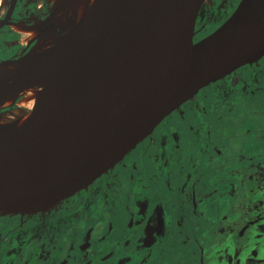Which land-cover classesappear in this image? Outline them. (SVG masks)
<instances>
[{"label": "water", "instance_id": "water-1", "mask_svg": "<svg viewBox=\"0 0 264 264\" xmlns=\"http://www.w3.org/2000/svg\"><path fill=\"white\" fill-rule=\"evenodd\" d=\"M204 2L91 0L49 46L0 61V103L52 93L45 108L0 126V230L62 210L198 91L264 55V0H240L194 41Z\"/></svg>", "mask_w": 264, "mask_h": 264}, {"label": "flooded vegetation", "instance_id": "flooded-vegetation-1", "mask_svg": "<svg viewBox=\"0 0 264 264\" xmlns=\"http://www.w3.org/2000/svg\"><path fill=\"white\" fill-rule=\"evenodd\" d=\"M239 1L206 0L197 14L194 41L206 36L222 24ZM54 16L55 11L52 12L48 0H4L0 9V61L18 58L33 50L40 41H47L50 36L54 38L62 34L66 23L64 19L54 21ZM9 23L11 25L22 23L27 28H33L37 31V36L22 43L25 37L12 30ZM203 23L209 25L204 27ZM215 84H220L222 109L225 112L234 113L233 109L240 111L250 109L249 112L242 113L245 116L264 114V55L239 66L222 79L210 83L201 89L200 93ZM251 89L257 90V98L251 97L249 93ZM196 96L173 118L170 125L191 106L195 113L202 115L205 112L207 106L205 107L201 99ZM170 125L168 124L152 143L123 159L87 192L62 210L18 227L0 230V264H161V259L167 261L163 264H264V126L263 131L259 129L260 127L257 130H250L256 134L257 144L251 142L249 153L241 160L242 169L239 172L230 169L227 176L222 178V190H224L222 199L225 201L222 212L206 224L205 234L208 241L201 243L197 240L191 243L189 234L193 236L194 229L192 231L189 228L188 216L201 218L203 215L198 213L197 204L203 197H211L209 188H207L208 192L204 193L194 187L197 178L204 180L201 179V175L196 176L195 170L198 168L194 169L195 166L191 162L188 168L180 172L176 188L170 186L171 181L165 180L166 177L162 179V189L150 186L151 182H160L152 179L153 168L158 170L168 167L167 162L174 154L177 155L176 163L184 165L182 163L184 157L181 156L179 148L180 130ZM187 129L191 130L193 135H199L198 130H201L195 126H188ZM250 131H244L243 140L247 139ZM203 132L204 130L201 134ZM201 138L205 137L201 136ZM157 147L159 148L156 149ZM137 156L141 162L135 161L136 164L133 160ZM170 166L174 167L173 164ZM114 174H121L123 184L124 174H128L130 181L142 192L138 195V200H135V211L132 210L130 201L128 205L124 204L127 215L121 212L123 222L120 229L123 231V237L114 236L115 240L93 253L92 249L95 245L101 244L100 242L113 235L114 227L102 220L101 224L96 221L94 226L91 225L93 227H87L83 231L81 224L86 216V203L79 201L86 194L90 195L96 190H99L97 196L100 201L105 200L111 192L110 178ZM188 176L193 179L194 182L191 183L193 186L188 184ZM161 190L169 192L173 199L175 198L173 205L168 199L150 201L151 195L163 196ZM241 200H244L245 204H240ZM160 202L166 203L167 220ZM171 217L176 218L177 228H174ZM63 220L64 222L71 220V225L78 224L77 227L80 229L78 232L77 227L70 226L76 233L67 241L66 253H62L61 247L56 242V238L61 236L62 229L66 228L64 225L62 227ZM21 230H26L25 233H28L23 241L15 235ZM95 232L98 234L93 237L92 234ZM179 243L182 245L180 247L190 245L194 249L187 254L185 263L178 260L179 256L177 257ZM124 251L151 253L130 259V256L121 254ZM74 252L78 254L75 258L72 257Z\"/></svg>", "mask_w": 264, "mask_h": 264}, {"label": "rangeland", "instance_id": "rangeland-1", "mask_svg": "<svg viewBox=\"0 0 264 264\" xmlns=\"http://www.w3.org/2000/svg\"><path fill=\"white\" fill-rule=\"evenodd\" d=\"M50 2V8L52 12L55 11L54 21L64 19L67 25L71 24L76 19V9L73 6L74 2L68 4V6H64V4L60 2V0H48ZM79 0H76L77 2ZM57 4V6H55ZM61 8V9H60ZM206 27L209 23H203ZM202 26V25H201ZM65 31V30H64ZM23 36V35H22ZM25 37V36H23ZM53 37V36H52ZM22 43H25V40L22 39ZM220 84H215L204 90L200 93L198 92L196 98L201 99V103L207 108L205 112L201 115L199 113H195L193 111L192 106L184 111L182 115L177 117L170 125L174 128H179V148L181 150V156L184 157V161L182 162L184 165H178L176 163V154L170 157L168 160V167H162L161 169L156 170L153 168V173H151L152 179L158 180L160 182H151L150 186L152 188L162 189V179L166 177L165 180L170 179L172 188H176L177 181L179 179L180 172L185 170L191 165L195 166V173L198 177L201 175V179L197 178V182L194 183V187L196 190L201 192H208L207 188H209L211 195L210 198L203 197L201 201L197 204V210H199V214H202L205 222L203 223L202 217L199 216H188L189 219V228L193 231L194 235L189 234L190 242H195L199 240V242L204 243L208 241V237L205 234L206 224L210 223V219L214 220L216 215L222 212V205L225 200L222 199V178L227 176V173L230 169H234L235 171H240L242 169L241 160L245 158V156L249 153L251 142H256V134H253L250 130L259 129L263 131L264 126V116L257 115H247L245 116L242 112H249L250 109H246V111L233 109L234 113L225 112L222 109V97H220ZM251 97L257 98L258 93L256 89L249 90ZM233 104V103H232ZM15 110V105H11L6 108L0 109V115H3L6 111ZM25 110V109H22ZM20 110V111H22ZM30 110V108H29ZM25 110V111H29ZM232 122H234V128H232ZM188 126L199 127L201 130L199 135H193L191 130L187 129ZM238 126V128H236ZM202 130H204L203 134H201ZM248 130L250 133L247 135V139L243 140L244 131ZM206 131V132H205ZM204 136L205 138H201ZM190 142H187L189 141ZM186 141V142H185ZM182 145V146H181ZM152 146L151 149H153ZM157 147L156 149H158ZM191 160H190V159ZM139 157H135L133 162L139 161ZM186 160V161H185ZM141 161H139L140 163ZM136 163V162H135ZM137 164V163H136ZM173 164L174 167L170 166ZM242 172V171H241ZM240 172V173H241ZM111 173V172H110ZM195 178V176H194ZM210 179V180H207ZM188 184H191L193 179L191 176H188ZM169 181V180H168ZM206 181V182H205ZM110 194L106 197L105 200L100 201L97 194L99 190L93 191L90 195L86 194L80 201L86 203V216L82 220L81 226L83 227V231L87 227H93L95 222L107 221L113 227L112 231L113 235L108 236L107 239L100 242L101 244L95 245L92 249L94 253L95 250H101L109 244L110 241L115 240V237H123V231L120 229L123 222V217L121 212H124L127 215V209H125L124 204L128 205L129 201L131 202V208L135 211L134 205L135 200H138V195L141 194V189L137 188L132 181H130V176L128 174H124V184L121 179V174L113 175L110 178ZM193 186V184H191ZM188 187V186H187ZM164 195H151L150 201H160L161 199H168L170 203L173 205L175 203V198L171 196L169 192L165 190H161ZM94 193V194H93ZM175 194V192H174ZM207 194V193H206ZM208 195V194H207ZM90 196V197H89ZM175 197V196H174ZM165 201V200H164ZM240 204H245L244 200L239 202ZM84 204V203H82ZM161 208L165 214V220H167L168 215L166 210V203H159ZM171 209H169L170 211ZM190 217V218H189ZM172 224L174 228H177L176 218L171 217ZM71 220L62 222L63 228L61 231L60 238H56V242L59 247L62 249V253H66V243L67 241L74 236L76 233L71 229L70 226L76 228L78 224H72ZM64 225V226H63ZM93 225V226H91ZM195 227V228H194ZM66 229V230H65ZM61 230V229H60ZM79 232V227L76 228ZM26 230H21L15 233L16 237L22 239V241L27 237ZM70 231V235L68 233ZM121 231V232H120ZM98 232L92 234L95 237ZM129 236V235H128ZM173 240V239H171ZM133 242V240H132ZM55 243V241H54ZM64 243V244H63ZM63 244V245H62ZM179 243V248H177L178 260H182L183 263L186 262L187 254L191 253L192 246L188 245L185 247ZM204 246V245H203ZM205 249V248H204ZM194 250V249H193ZM195 252V251H194ZM151 252L148 251H124L121 254L130 256V259L135 257H140ZM77 253L74 252L72 257H77ZM162 255V253H161ZM156 256V254H155ZM167 263V261L161 259V264Z\"/></svg>", "mask_w": 264, "mask_h": 264}, {"label": "bare ground", "instance_id": "bare-ground-1", "mask_svg": "<svg viewBox=\"0 0 264 264\" xmlns=\"http://www.w3.org/2000/svg\"><path fill=\"white\" fill-rule=\"evenodd\" d=\"M75 1L76 0H60L58 4L61 5L62 3L64 4V6L67 7L69 2L70 3L74 2L73 6L76 9V17L77 19H79L82 16L83 12L85 11L86 6L88 5V3H90L91 0H79L77 2ZM3 4H4V0H0V9L1 7H3ZM55 6H57V4H55ZM9 26L12 30H14L18 34L25 36V43L37 36V31L35 29L27 28L23 26L22 23H13L12 25L9 23ZM53 39L54 38L53 37L51 38L50 36V38L47 39V41L46 40L40 41L34 49L39 50L49 46L50 42ZM51 95L52 93L48 90L46 91L40 88H31L17 95L7 98L2 103H0V109L9 107L13 104L15 105L16 109L15 110L13 109L11 111H6L3 115H0V126L6 125L10 122H14L17 119L24 117L27 113V111L25 110H29V108L31 109L32 107L35 106L38 107L41 106L42 108H45L49 99L51 98Z\"/></svg>", "mask_w": 264, "mask_h": 264}]
</instances>
